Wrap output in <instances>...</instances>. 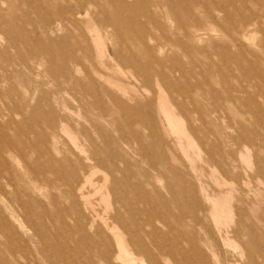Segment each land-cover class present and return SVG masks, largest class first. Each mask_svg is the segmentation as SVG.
Here are the masks:
<instances>
[{"label": "rangeland", "instance_id": "374dc122", "mask_svg": "<svg viewBox=\"0 0 264 264\" xmlns=\"http://www.w3.org/2000/svg\"><path fill=\"white\" fill-rule=\"evenodd\" d=\"M0 264H264V0H0Z\"/></svg>", "mask_w": 264, "mask_h": 264}, {"label": "bare ground", "instance_id": "6f19581e", "mask_svg": "<svg viewBox=\"0 0 264 264\" xmlns=\"http://www.w3.org/2000/svg\"><path fill=\"white\" fill-rule=\"evenodd\" d=\"M259 119V118H258ZM200 219V218H199Z\"/></svg>", "mask_w": 264, "mask_h": 264}]
</instances>
